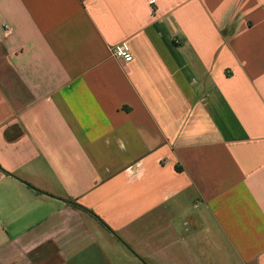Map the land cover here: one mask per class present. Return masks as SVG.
Masks as SVG:
<instances>
[{"label": "crops", "instance_id": "crops-1", "mask_svg": "<svg viewBox=\"0 0 264 264\" xmlns=\"http://www.w3.org/2000/svg\"><path fill=\"white\" fill-rule=\"evenodd\" d=\"M0 264H264V0H0Z\"/></svg>", "mask_w": 264, "mask_h": 264}, {"label": "built area", "instance_id": "built-area-1", "mask_svg": "<svg viewBox=\"0 0 264 264\" xmlns=\"http://www.w3.org/2000/svg\"><path fill=\"white\" fill-rule=\"evenodd\" d=\"M112 55L121 61L129 63L133 60L132 54L125 45H117L112 49Z\"/></svg>", "mask_w": 264, "mask_h": 264}, {"label": "trees", "instance_id": "trees-1", "mask_svg": "<svg viewBox=\"0 0 264 264\" xmlns=\"http://www.w3.org/2000/svg\"><path fill=\"white\" fill-rule=\"evenodd\" d=\"M75 206H77L78 208H80V206L79 205H77L76 203H73Z\"/></svg>", "mask_w": 264, "mask_h": 264}]
</instances>
